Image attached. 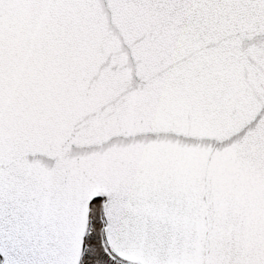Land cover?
Segmentation results:
<instances>
[{"label":"snow or ice","instance_id":"obj_1","mask_svg":"<svg viewBox=\"0 0 264 264\" xmlns=\"http://www.w3.org/2000/svg\"><path fill=\"white\" fill-rule=\"evenodd\" d=\"M0 264H264V0H0Z\"/></svg>","mask_w":264,"mask_h":264}]
</instances>
